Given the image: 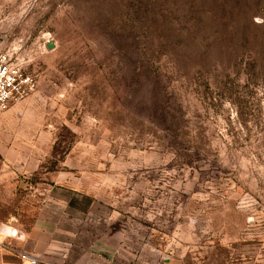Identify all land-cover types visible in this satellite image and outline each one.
<instances>
[{
	"label": "rangeland",
	"instance_id": "rangeland-1",
	"mask_svg": "<svg viewBox=\"0 0 264 264\" xmlns=\"http://www.w3.org/2000/svg\"><path fill=\"white\" fill-rule=\"evenodd\" d=\"M7 52L5 224L64 264H264V0H0Z\"/></svg>",
	"mask_w": 264,
	"mask_h": 264
},
{
	"label": "crops",
	"instance_id": "crops-1",
	"mask_svg": "<svg viewBox=\"0 0 264 264\" xmlns=\"http://www.w3.org/2000/svg\"><path fill=\"white\" fill-rule=\"evenodd\" d=\"M0 208H8L1 205ZM0 219V264H24L22 260L23 253L40 258L42 264H64V259L60 253H51L48 248V242L45 234L40 229H33L28 232L17 228V226H9ZM17 235H13V232ZM12 233V234H11ZM47 255V256H46ZM53 255V257H50ZM55 256V257H54Z\"/></svg>",
	"mask_w": 264,
	"mask_h": 264
},
{
	"label": "built area",
	"instance_id": "built-area-1",
	"mask_svg": "<svg viewBox=\"0 0 264 264\" xmlns=\"http://www.w3.org/2000/svg\"><path fill=\"white\" fill-rule=\"evenodd\" d=\"M12 54H0V112L21 104L37 89L34 75L27 73L22 62L14 60ZM22 260L24 264H42L39 257L28 253L22 254Z\"/></svg>",
	"mask_w": 264,
	"mask_h": 264
},
{
	"label": "water",
	"instance_id": "water-1",
	"mask_svg": "<svg viewBox=\"0 0 264 264\" xmlns=\"http://www.w3.org/2000/svg\"><path fill=\"white\" fill-rule=\"evenodd\" d=\"M47 47L49 50H52L54 47V44L50 42V43H48Z\"/></svg>",
	"mask_w": 264,
	"mask_h": 264
}]
</instances>
